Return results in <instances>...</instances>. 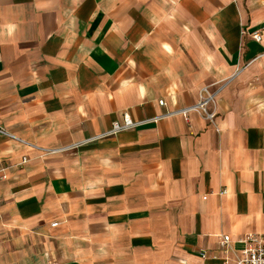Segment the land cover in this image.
<instances>
[{
    "label": "crops",
    "instance_id": "crops-1",
    "mask_svg": "<svg viewBox=\"0 0 264 264\" xmlns=\"http://www.w3.org/2000/svg\"><path fill=\"white\" fill-rule=\"evenodd\" d=\"M209 84L214 125L46 151ZM0 124V264H234L264 238V0H0Z\"/></svg>",
    "mask_w": 264,
    "mask_h": 264
},
{
    "label": "built area",
    "instance_id": "built-area-1",
    "mask_svg": "<svg viewBox=\"0 0 264 264\" xmlns=\"http://www.w3.org/2000/svg\"><path fill=\"white\" fill-rule=\"evenodd\" d=\"M254 39L259 40L260 34L255 33L253 35ZM211 84L204 85L200 88L198 92V98L197 101L189 106L181 107L179 109L169 111L167 113H164L159 116L152 117L150 119H145L144 121H134L130 114L128 112H124L122 115V121H115L112 123L111 128L103 133H100L98 135H95L91 137L90 139H85L84 141H80L78 143L71 144L67 147H63L60 149H47L48 152H55V151H61L64 149L72 148V147H78L81 146L88 141L91 140H97L99 138L116 134L123 130L133 129L137 126L141 125L144 122L148 121H155L159 119L161 116H168L173 114H181L183 117L187 118V115L190 111H195L199 114H201L204 119H206L208 122L212 123L214 125L215 117H216V104H217V94L220 89V86L216 87L215 89H211ZM159 104L163 105L164 100L159 99ZM217 130V129H216ZM0 135L6 136L8 138L24 142L12 133L8 132L1 124H0ZM27 159L23 158L22 162H26ZM5 168H0V180L5 179ZM1 202V198H0ZM54 225L56 224L53 223ZM230 237L228 235H222L219 240L220 247L223 248H230ZM239 242L243 244V247L241 249L240 254L235 255L234 264H264V238L257 234V233H246L243 237L238 239ZM202 257H206L207 255L205 253L201 254Z\"/></svg>",
    "mask_w": 264,
    "mask_h": 264
}]
</instances>
